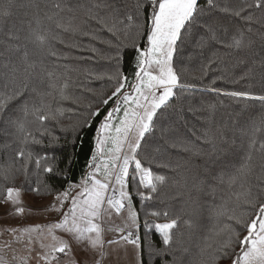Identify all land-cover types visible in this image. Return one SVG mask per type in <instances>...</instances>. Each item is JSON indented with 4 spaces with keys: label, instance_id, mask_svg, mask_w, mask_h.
I'll return each instance as SVG.
<instances>
[{
    "label": "snow or ice",
    "instance_id": "6c2138e0",
    "mask_svg": "<svg viewBox=\"0 0 264 264\" xmlns=\"http://www.w3.org/2000/svg\"><path fill=\"white\" fill-rule=\"evenodd\" d=\"M16 10L25 11L13 19ZM101 32L112 39H102ZM65 34L109 51L67 43ZM0 36V150L7 155L0 176L14 182L23 175L38 194L41 187L51 194V180L67 184L46 209L60 213L57 222L5 229L12 239L0 250L12 257L0 256V264H65L61 257L69 253L66 264H105L111 252L129 245L142 264L141 227L145 237L159 235L163 248L149 243L150 253L170 256V264H264V0H2ZM57 44L93 54L80 59L98 56L112 66L101 74L85 69L111 82L101 103L113 106L95 130L79 183L68 179L72 158L60 167L56 156L30 147L59 144L55 127L76 134L100 115L96 108L83 123L60 125V105L78 99L69 75L78 69L64 63L69 56ZM129 49L135 54L132 80L122 69ZM225 58L239 74L203 83ZM218 81L240 87L229 90ZM198 87L215 97L185 105L183 93ZM248 101L259 102L258 118ZM21 191L7 186L0 193L16 214L25 211ZM205 211L226 222L196 239ZM14 244L25 254L17 255ZM209 250V260L196 258Z\"/></svg>",
    "mask_w": 264,
    "mask_h": 264
},
{
    "label": "trees",
    "instance_id": "16d2710c",
    "mask_svg": "<svg viewBox=\"0 0 264 264\" xmlns=\"http://www.w3.org/2000/svg\"><path fill=\"white\" fill-rule=\"evenodd\" d=\"M2 2V0H0ZM66 2L77 5H88L92 2V0H66ZM120 4L124 2V0H118ZM203 2V0H202ZM25 10H16L13 19H17L23 15ZM259 13L257 12V15ZM12 21H9V25ZM92 27H96V25L92 24ZM258 27V26H257ZM100 36L102 39H112L111 34L107 32H101ZM65 40L67 43H72L73 39L75 42L82 44L83 46H88L90 43L95 44L96 47L100 48L102 53H107L109 50L106 45H101L98 42H91L87 38L78 36L75 38L69 37L65 34ZM0 39H3L0 36ZM57 50L68 55L69 59L64 61L67 63L70 68L78 69V71H72L69 73L71 76V92L74 97L78 98L76 102L72 100L63 102L60 106L64 109V116L60 118V125L63 127H69L70 125H75L78 123H83L88 118V113L91 110L99 108L100 115L88 119V124L90 126L84 127L82 130L78 131L76 134H73L71 131L63 132L60 131V126L55 127V135L60 137L59 144L53 145L45 149L43 146H30L34 152H39L40 154H47L49 156H56L57 160H59L60 167H64V162L69 158H72L73 162L71 164V171L69 173V181H73L79 183L80 178L84 172L87 171L88 162L91 159V153L94 150L95 146V134L96 128L99 126V123L103 119L104 115L108 110L111 109L112 102L104 105L101 103V100L105 98L111 91L112 84L106 78L98 79L96 75L88 76L85 72V69H91L96 74H101L105 72L111 71V65L107 60L101 59L98 56H94L92 59H80V57H89L93 56L90 52H81L74 48H69L64 45H56ZM134 53L131 49L127 50L124 54V58L122 61V69L126 75H128L129 80H132V70H133V58ZM210 55V53L205 54ZM2 62V61H0ZM240 72L239 69H233L231 66V62L228 58H225L224 61L218 62L213 66V69L209 71L208 77L203 81V83H208L210 79L217 75L224 74L226 76L238 75ZM197 75L199 73H196ZM196 83H200L197 81ZM218 87L233 89L239 88L240 85H232L227 81H218ZM255 91H259V86L254 89ZM183 103L186 105L188 101H191L193 104L198 103L201 99H213L215 94L210 92H204L199 87L195 90H189L183 93ZM225 104H233L228 98H223ZM243 103V102H240ZM250 104H254L255 107L252 109L253 118H258L261 108L259 102L248 101ZM91 105V109L88 107ZM187 117L190 121L195 123L191 114H187ZM75 141V143H73ZM0 143H3V139L0 138ZM15 147V145L13 146ZM7 160V155L4 150H0V165H3ZM34 179V178H33ZM51 185H53V191L49 194L47 191L41 187V192L38 194L34 191H31V188L36 185L28 184L25 182L23 175H17L15 177L14 182L10 179L9 181H5L2 176H0V193H2L3 189L7 186H15L22 189V193L30 196L33 199L38 200H49L54 199L56 195V190H63L67 186L64 180H51L49 181ZM134 192V187L131 189ZM2 201V196H0V202ZM219 203V198L216 201ZM211 203V201H209ZM133 204L138 211L141 213V217L143 218V208L141 202L138 197L133 196ZM174 208H179V203L173 201L172 202ZM162 222V221H161ZM226 221L223 218L217 220L211 217L210 213L205 211L203 216L199 221V226L195 230L196 231V239H200L205 235L209 234V230L213 229V227L219 228L222 227ZM145 229L143 227L140 228V236H141V250H140V260L142 264H170L171 257L157 256L155 254L150 253V249L148 247L149 243L153 244L155 248L162 249L163 245L160 242V237L156 233H149L147 237H145ZM196 250L193 249V252ZM211 250L205 253L202 257L198 256L197 259L209 260ZM220 264H230L229 261H221Z\"/></svg>",
    "mask_w": 264,
    "mask_h": 264
},
{
    "label": "rangeland",
    "instance_id": "374dc122",
    "mask_svg": "<svg viewBox=\"0 0 264 264\" xmlns=\"http://www.w3.org/2000/svg\"><path fill=\"white\" fill-rule=\"evenodd\" d=\"M88 171V168H87ZM21 201L25 209L23 214H16L14 212V206L11 203L0 202V244L5 240H11L12 235L5 231V229L10 228H23L28 226H34L36 224L46 225L50 223H55L60 219V213L55 211L46 210L53 199L49 200H38L33 199L28 195H25L21 192ZM64 211H67V205L64 208ZM119 222V221H117ZM57 235L65 236L66 235L59 230H56ZM110 238V237H109ZM14 248L17 249V255H24L22 251V246L19 244H14ZM132 251L129 250L128 255V264H136V258H132ZM73 254L69 253V257ZM0 256H3L6 260H11L12 252L10 250H0ZM83 256L82 253L76 252L74 258L79 260ZM69 257L62 256V260L65 261V264ZM32 264H35L33 261ZM107 264V261H105Z\"/></svg>",
    "mask_w": 264,
    "mask_h": 264
},
{
    "label": "crops",
    "instance_id": "0c3cea01",
    "mask_svg": "<svg viewBox=\"0 0 264 264\" xmlns=\"http://www.w3.org/2000/svg\"><path fill=\"white\" fill-rule=\"evenodd\" d=\"M129 250H131L132 258H136L132 246H127V249L120 248L117 251L111 252V254L106 258L107 264H128Z\"/></svg>",
    "mask_w": 264,
    "mask_h": 264
}]
</instances>
